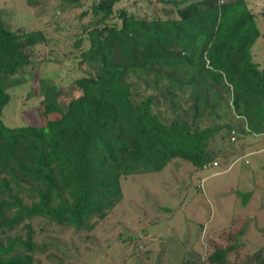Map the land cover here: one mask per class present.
<instances>
[{
  "label": "trees",
  "instance_id": "obj_1",
  "mask_svg": "<svg viewBox=\"0 0 264 264\" xmlns=\"http://www.w3.org/2000/svg\"><path fill=\"white\" fill-rule=\"evenodd\" d=\"M65 1L88 20L73 41L82 49L80 95L63 109L59 88L42 81L45 111L15 128L2 120L8 89L49 39L11 28L0 13V264L57 262L58 240L39 236L54 227L89 239L122 200L125 177L174 159L204 169L242 135L264 136V65L252 53L261 33L246 0ZM241 229L223 234L225 243L208 241L207 261L228 264ZM251 262L264 264V252L243 264Z\"/></svg>",
  "mask_w": 264,
  "mask_h": 264
},
{
  "label": "rangeland",
  "instance_id": "obj_2",
  "mask_svg": "<svg viewBox=\"0 0 264 264\" xmlns=\"http://www.w3.org/2000/svg\"><path fill=\"white\" fill-rule=\"evenodd\" d=\"M38 1L30 9L24 0H0V13L8 26L41 30L49 39L34 50V63L17 75L21 83L8 89L11 102L3 109L2 120L9 128L23 126L24 117L36 123L45 111L42 81L59 88L57 102L63 109L80 95L74 80L84 75V67L78 65L82 49H75L73 41L79 26L88 20H78L81 10L73 3ZM138 1L128 0L118 7L139 6ZM246 3L257 16L261 33L252 47L254 60L264 65V0ZM46 118H55L50 108ZM227 152L228 157L215 160L216 166L200 170L174 159L159 172L125 177L122 200L89 239L72 232L58 234L54 227L39 236V243L55 239L60 246L57 262L43 258L41 264H181L195 259L211 264L208 241L225 243L223 234L234 235L241 228V246L228 264H243L256 251L264 252V136L242 135ZM138 235H142L140 242ZM66 253L69 257L61 258Z\"/></svg>",
  "mask_w": 264,
  "mask_h": 264
},
{
  "label": "built area",
  "instance_id": "obj_3",
  "mask_svg": "<svg viewBox=\"0 0 264 264\" xmlns=\"http://www.w3.org/2000/svg\"><path fill=\"white\" fill-rule=\"evenodd\" d=\"M231 141H232V142L235 141V132H234V131H232ZM213 165L216 166L217 164L214 163Z\"/></svg>",
  "mask_w": 264,
  "mask_h": 264
}]
</instances>
